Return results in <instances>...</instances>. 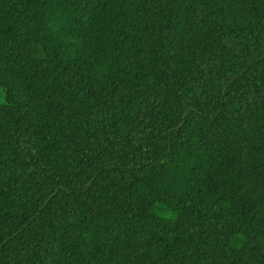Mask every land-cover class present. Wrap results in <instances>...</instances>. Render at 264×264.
<instances>
[{
	"label": "trees",
	"instance_id": "1",
	"mask_svg": "<svg viewBox=\"0 0 264 264\" xmlns=\"http://www.w3.org/2000/svg\"><path fill=\"white\" fill-rule=\"evenodd\" d=\"M0 264H264V0H0Z\"/></svg>",
	"mask_w": 264,
	"mask_h": 264
}]
</instances>
